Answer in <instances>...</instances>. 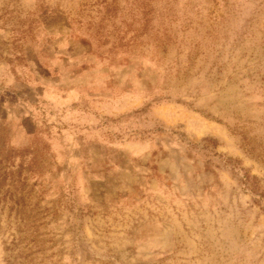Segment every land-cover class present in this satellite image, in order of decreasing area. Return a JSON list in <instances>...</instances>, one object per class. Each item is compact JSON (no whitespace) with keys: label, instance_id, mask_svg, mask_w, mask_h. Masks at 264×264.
<instances>
[{"label":"rangeland","instance_id":"rangeland-1","mask_svg":"<svg viewBox=\"0 0 264 264\" xmlns=\"http://www.w3.org/2000/svg\"><path fill=\"white\" fill-rule=\"evenodd\" d=\"M0 264H264V0H0Z\"/></svg>","mask_w":264,"mask_h":264}]
</instances>
